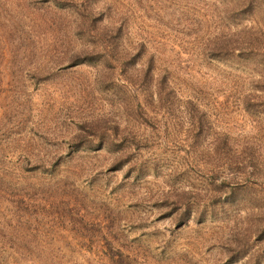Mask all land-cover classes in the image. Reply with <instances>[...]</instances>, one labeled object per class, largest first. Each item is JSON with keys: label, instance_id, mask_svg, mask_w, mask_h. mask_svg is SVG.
<instances>
[{"label": "rangeland", "instance_id": "obj_1", "mask_svg": "<svg viewBox=\"0 0 264 264\" xmlns=\"http://www.w3.org/2000/svg\"><path fill=\"white\" fill-rule=\"evenodd\" d=\"M0 264H264V0H0Z\"/></svg>", "mask_w": 264, "mask_h": 264}, {"label": "trees", "instance_id": "obj_2", "mask_svg": "<svg viewBox=\"0 0 264 264\" xmlns=\"http://www.w3.org/2000/svg\"><path fill=\"white\" fill-rule=\"evenodd\" d=\"M248 166H252V169L247 171V178H249L250 176L254 177L255 175V172H256V168H257V165L256 164H252V161H242L241 163L239 162L238 163V166L235 167L236 170L240 171V172H243ZM258 171V169H257ZM224 183V180L221 179V182L220 184ZM118 262V261H117Z\"/></svg>", "mask_w": 264, "mask_h": 264}]
</instances>
